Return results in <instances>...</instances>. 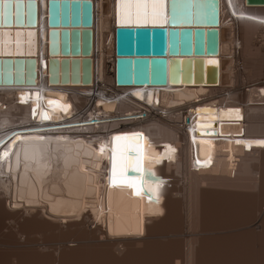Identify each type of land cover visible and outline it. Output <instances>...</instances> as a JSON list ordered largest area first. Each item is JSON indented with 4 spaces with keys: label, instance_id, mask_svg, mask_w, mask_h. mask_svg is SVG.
I'll list each match as a JSON object with an SVG mask.
<instances>
[{
    "label": "bare ground",
    "instance_id": "bare-ground-1",
    "mask_svg": "<svg viewBox=\"0 0 264 264\" xmlns=\"http://www.w3.org/2000/svg\"><path fill=\"white\" fill-rule=\"evenodd\" d=\"M35 1L36 21L30 3L26 16L10 11L0 24L35 25L37 32L36 84L0 86V140L9 138L0 147V264H264L263 70V83L243 93L235 86L242 60L259 56L253 47L264 40V6L169 4L178 25H209L218 15V54L180 62L178 85H162L163 61L131 60L117 72V84L130 86H119L115 0ZM65 26L93 30L91 86L48 84V29ZM79 116L86 117L82 124L65 125ZM28 122L31 133L18 131ZM108 130L109 145L83 136ZM133 145L140 178H133ZM110 154L112 165L113 157L118 165L123 158L139 195L131 184L113 185ZM174 169L184 174V194L174 181L156 180L174 178ZM255 221L257 229L205 235ZM183 222L188 234L201 232L186 242L173 238L184 234ZM38 236L60 242L59 252L37 245Z\"/></svg>",
    "mask_w": 264,
    "mask_h": 264
},
{
    "label": "water",
    "instance_id": "water-1",
    "mask_svg": "<svg viewBox=\"0 0 264 264\" xmlns=\"http://www.w3.org/2000/svg\"><path fill=\"white\" fill-rule=\"evenodd\" d=\"M52 1V0H49ZM54 1V0H53ZM195 3L197 0H169ZM216 2L217 0H204ZM33 7L34 20L37 16L35 0H19V7L12 5V15H27L29 4ZM246 6H264V0H244ZM93 10H90L92 13ZM173 15V14H172ZM92 18V14L90 15ZM115 23V84L117 72L125 62H146L147 60L165 63V82L162 85L180 83V62L187 64L191 60H201L204 56L218 54V15L209 25L173 23V17L165 24H121L118 17V0L114 1ZM35 26V25H34ZM34 26H0V51H9L11 55H0V86H34L36 84L37 32ZM19 32L22 35L16 36ZM29 33L34 35L29 36ZM47 81L49 85L91 86L93 80V30L91 27H50L48 29ZM19 41V44L17 43ZM15 57H12V56ZM62 57H58V56ZM5 75H8L6 78ZM217 81V76H215ZM130 86V84H117ZM140 172V171H139ZM139 172L133 174L140 178ZM139 188L140 185L137 184ZM146 193V191H145Z\"/></svg>",
    "mask_w": 264,
    "mask_h": 264
},
{
    "label": "snow or ice",
    "instance_id": "snow-or-ice-1",
    "mask_svg": "<svg viewBox=\"0 0 264 264\" xmlns=\"http://www.w3.org/2000/svg\"><path fill=\"white\" fill-rule=\"evenodd\" d=\"M174 2V0H173ZM15 4L19 7V0H0V24H2L10 14V9L12 5ZM174 11V8L172 9ZM169 15V0H118V17L121 24L126 23H136V24H160L163 25L167 22ZM10 33H0V36H10ZM22 34L17 32L16 36L20 37ZM34 35L29 33V36ZM19 44V41H17ZM9 51H0V55H11ZM210 63H216L215 61H210ZM45 118H48L45 115ZM122 137H116L115 140L121 141ZM134 150L137 152V156L132 161V167L135 171H140V156H139V146L133 145ZM126 165L121 158L119 165L116 162L115 157H113L112 165V183L113 185L120 183L131 184L134 188V194L139 195L141 189L137 186L138 182L135 179L129 180L127 177L123 176V171ZM121 175L117 176V170ZM151 191V186H149Z\"/></svg>",
    "mask_w": 264,
    "mask_h": 264
},
{
    "label": "rangeland",
    "instance_id": "rangeland-1",
    "mask_svg": "<svg viewBox=\"0 0 264 264\" xmlns=\"http://www.w3.org/2000/svg\"><path fill=\"white\" fill-rule=\"evenodd\" d=\"M259 40H257L256 42L257 43H255V46L256 47H253L254 49H256V50H258L259 51V56H252V57H248V58H245L244 60H242V62H243V65H244V68H245V72L243 73L244 75H242L241 76V79H240V81H239V83H237V85L235 84V86H236V90L238 89V88H240L239 89V93H243L244 91L242 90L243 88H245V90H248V84L249 85H251V84H261V83H263L260 79V77H262L263 75H264V47H262V46H264V40H262L263 38L261 37V39L260 38H258ZM240 41V40H239ZM260 47V49H259V47ZM261 50V51H260ZM262 54H261V53ZM263 57V58H262ZM250 58V59H249ZM256 58V59H255ZM263 59V60H260V59ZM258 60V61H257ZM261 65V66H260ZM261 68V69H260ZM250 69V70H249ZM259 70V71H258ZM263 70V75H261L260 73H257V72H260V71H262ZM250 71V72H249ZM250 74H251V76H250ZM256 74V75H255ZM260 75V76H259ZM259 76V77H258ZM255 77V78H254ZM244 79V80H243ZM247 88V89H246ZM100 94H101V92H100ZM223 99V98H222ZM260 114H262V116L261 117H263L264 118V112L262 111V110H259L258 111ZM150 123V122H149ZM110 147V146H109ZM131 154V153H130ZM126 155H128L127 154V152H126V154H125V156ZM180 162L181 161H183V162H185V160H184V158L182 157V156H180ZM183 159V160H182ZM176 166H177V163H175V169H176ZM187 167H188V164H187ZM174 169V172H173V176H175L174 178H170V174H165V175H161V176H159L156 180H158V181H163V182H172V181H174L173 183H174V185L173 186H175L176 188L175 189H178L177 190V193H180V194H182V192H183V190H184V179H183V177H184V174L183 175H180L179 173H178V171L177 170H175ZM183 170H184V168H183ZM182 170V171H183ZM188 171H189V169H188ZM187 171V172H188ZM185 171H183V173H184ZM188 176H189V174H188ZM188 176H186V178L188 177ZM178 180V181H177ZM148 182L149 181V179H147V180H145V182ZM170 185V184H169ZM177 185V186H176ZM180 185V186H179ZM179 188H181V190L179 189ZM183 189V190H182ZM179 191H182V192H179ZM176 192H173V195L175 194ZM183 194H184V192H183ZM8 223V222H7ZM237 223H239V222H237ZM237 223H235V224H237ZM259 223L260 222H248V225H241V227L240 228H238V224L235 226V225H233L232 224V226H227L229 229H227V227L225 226V228L223 227V226H221V228H218V229H216V231L218 230V232H216L215 230H211V232H210V230H206L205 232V235H217V234H228V232L230 233V234H232V233H234V232H242L243 230H252V229H257V227H258V225H259ZM184 224H185V222H183V225H182V228H183V230H182V232L184 233V234H180L179 232L181 231H179L178 233H177V235H175V236H173V238H176L177 240H179L180 238L181 239H185L184 241L186 242V239H187V237H189V236H192V235H195V233L196 234H198V233H200L201 231L200 230H196V232H194V231H189L190 233L188 234V231L186 230V228L184 229ZM187 226V224L185 225V227ZM93 227V226H92ZM235 227H237V228H235ZM245 227V228H244ZM181 228V229H182ZM219 229L221 230V231H219ZM224 229H227V232H225L226 230H224ZM235 229V230H234ZM213 231H215V232H213ZM198 232V233H197ZM186 233V234H185ZM192 233V234H191ZM171 235H168V236H166V235H164V236H162V238H169ZM149 237H152V236H150L149 235ZM37 238H40L39 236L37 237ZM171 238V237H170ZM180 239V240H181ZM39 240V239H38ZM41 240V241H40ZM40 240L38 241V243H37V245H39V246H41V247H51L52 248V246H53V248L54 247H57L58 248V250H57V252H59V244H60V242H54L53 240H50V242H49V240H43L42 241V239L40 238ZM72 242H71V241ZM48 243H47V242ZM58 241V240H57ZM68 241H70V244H72L73 243V238H70L69 240H65L64 241V243H66V242H68ZM183 241V240H182ZM182 242V246L183 247H185L184 245V243L185 242ZM43 242H45V243H43ZM180 242V241H179ZM63 243V242H62ZM61 243V244H62ZM48 245V246H47ZM52 245V246H51ZM49 247V248H50ZM184 250H185V248H184ZM182 261V260H181ZM55 264H58V262H56Z\"/></svg>",
    "mask_w": 264,
    "mask_h": 264
},
{
    "label": "built area",
    "instance_id": "built-area-1",
    "mask_svg": "<svg viewBox=\"0 0 264 264\" xmlns=\"http://www.w3.org/2000/svg\"><path fill=\"white\" fill-rule=\"evenodd\" d=\"M116 87H118V86H116ZM19 104V103H18ZM20 112V111H19ZM23 113V112H22ZM23 114H25V113H23ZM74 115V114H73ZM84 118H86V117H82V116H79V117H76V118H74V119H72V117L70 118V120H74V121H76L75 123H71V124H65V125H72V124H82L83 123V119ZM33 124H32V122H28V123H19V126H18V131H24V132H28V133H31V131L34 129L33 128ZM16 128H17V126H16ZM15 128H13V130H14ZM10 131V130H9ZM17 131V132H18ZM13 132H16V131H13ZM110 133V130H108V131H106V132H103V133H100V134H98V133H86L85 135H83L85 138H90L91 140H92V142H93V144H95V145H98L99 144V141H101V143H103V142H106L107 141V143H109V141H108V139H109V137L110 136H113V135H110L109 134ZM81 135V134H80ZM4 136V135H3ZM12 136H14V135H12ZM7 140H9V138L7 139ZM7 140H5V141H7ZM5 141H2V143L3 142H5ZM5 144V143H4Z\"/></svg>",
    "mask_w": 264,
    "mask_h": 264
}]
</instances>
